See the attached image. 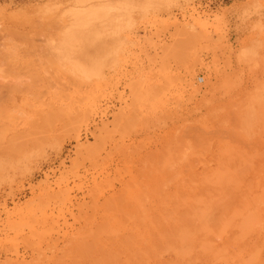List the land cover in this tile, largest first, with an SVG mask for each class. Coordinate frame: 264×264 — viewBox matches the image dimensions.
Returning a JSON list of instances; mask_svg holds the SVG:
<instances>
[{"label":"rangeland","instance_id":"obj_1","mask_svg":"<svg viewBox=\"0 0 264 264\" xmlns=\"http://www.w3.org/2000/svg\"><path fill=\"white\" fill-rule=\"evenodd\" d=\"M0 264H264V0H0Z\"/></svg>","mask_w":264,"mask_h":264},{"label":"built area","instance_id":"obj_2","mask_svg":"<svg viewBox=\"0 0 264 264\" xmlns=\"http://www.w3.org/2000/svg\"><path fill=\"white\" fill-rule=\"evenodd\" d=\"M230 1L232 0H201V5L204 9L215 11Z\"/></svg>","mask_w":264,"mask_h":264}]
</instances>
